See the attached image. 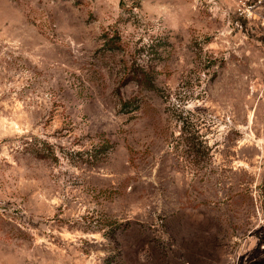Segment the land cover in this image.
Returning a JSON list of instances; mask_svg holds the SVG:
<instances>
[{
	"label": "rangeland",
	"instance_id": "1",
	"mask_svg": "<svg viewBox=\"0 0 264 264\" xmlns=\"http://www.w3.org/2000/svg\"><path fill=\"white\" fill-rule=\"evenodd\" d=\"M256 1L0 0V264H264Z\"/></svg>",
	"mask_w": 264,
	"mask_h": 264
},
{
	"label": "built area",
	"instance_id": "2",
	"mask_svg": "<svg viewBox=\"0 0 264 264\" xmlns=\"http://www.w3.org/2000/svg\"><path fill=\"white\" fill-rule=\"evenodd\" d=\"M262 2V0H257L255 3H253V4H248L247 5V7H246V11L247 12H250V9L251 8H253L255 5H257V4H259V3H261ZM244 12V11H243Z\"/></svg>",
	"mask_w": 264,
	"mask_h": 264
}]
</instances>
